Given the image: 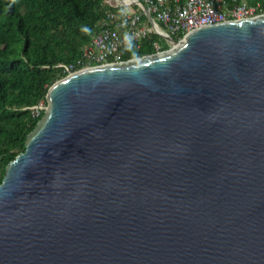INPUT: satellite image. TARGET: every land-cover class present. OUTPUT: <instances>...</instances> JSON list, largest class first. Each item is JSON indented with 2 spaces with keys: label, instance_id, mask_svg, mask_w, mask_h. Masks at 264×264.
Here are the masks:
<instances>
[{
  "label": "water",
  "instance_id": "95a60500",
  "mask_svg": "<svg viewBox=\"0 0 264 264\" xmlns=\"http://www.w3.org/2000/svg\"><path fill=\"white\" fill-rule=\"evenodd\" d=\"M55 81L0 182V264H264V13Z\"/></svg>",
  "mask_w": 264,
  "mask_h": 264
},
{
  "label": "trees",
  "instance_id": "16d2710c",
  "mask_svg": "<svg viewBox=\"0 0 264 264\" xmlns=\"http://www.w3.org/2000/svg\"><path fill=\"white\" fill-rule=\"evenodd\" d=\"M246 1L252 5L264 0ZM109 9L107 0H0V182L43 117L49 87L66 75L59 65L77 67L84 45ZM82 26L91 34H84ZM157 37L125 46L123 60L154 53ZM162 48H168L164 41ZM40 104L43 109H33Z\"/></svg>",
  "mask_w": 264,
  "mask_h": 264
},
{
  "label": "built area",
  "instance_id": "2783aa9c",
  "mask_svg": "<svg viewBox=\"0 0 264 264\" xmlns=\"http://www.w3.org/2000/svg\"><path fill=\"white\" fill-rule=\"evenodd\" d=\"M111 9L98 22V30L82 49V56L74 64H61L66 75L76 70L123 61L125 34L132 42L157 35L155 52L174 45L173 36L182 39L192 30L207 24L239 20L264 13V1L250 5L246 0H107ZM125 6L133 8L125 12ZM123 10V14H121ZM162 41L168 48H162ZM44 106L33 107L36 111Z\"/></svg>",
  "mask_w": 264,
  "mask_h": 264
},
{
  "label": "clouds",
  "instance_id": "9594fccd",
  "mask_svg": "<svg viewBox=\"0 0 264 264\" xmlns=\"http://www.w3.org/2000/svg\"><path fill=\"white\" fill-rule=\"evenodd\" d=\"M16 2H17V0H10V3L11 4H14ZM121 14H123V10H122ZM81 31L84 34H86V35H90L91 34V29L88 28L87 26H82L81 27ZM124 40H125V46H126V48L127 49H130L131 48V45H132V37L130 35L125 34Z\"/></svg>",
  "mask_w": 264,
  "mask_h": 264
},
{
  "label": "rangeland",
  "instance_id": "374dc122",
  "mask_svg": "<svg viewBox=\"0 0 264 264\" xmlns=\"http://www.w3.org/2000/svg\"><path fill=\"white\" fill-rule=\"evenodd\" d=\"M124 8H125L124 10L126 13H132L133 12V8L130 6H125Z\"/></svg>",
  "mask_w": 264,
  "mask_h": 264
}]
</instances>
